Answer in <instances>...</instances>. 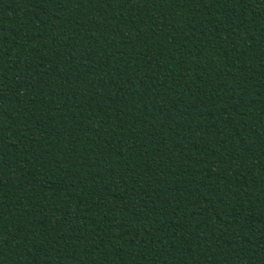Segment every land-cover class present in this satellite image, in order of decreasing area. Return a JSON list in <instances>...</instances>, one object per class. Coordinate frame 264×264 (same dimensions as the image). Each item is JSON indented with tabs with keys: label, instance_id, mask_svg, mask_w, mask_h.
Returning a JSON list of instances; mask_svg holds the SVG:
<instances>
[{
	"label": "trees",
	"instance_id": "obj_1",
	"mask_svg": "<svg viewBox=\"0 0 264 264\" xmlns=\"http://www.w3.org/2000/svg\"><path fill=\"white\" fill-rule=\"evenodd\" d=\"M0 264H264V0H0Z\"/></svg>",
	"mask_w": 264,
	"mask_h": 264
}]
</instances>
